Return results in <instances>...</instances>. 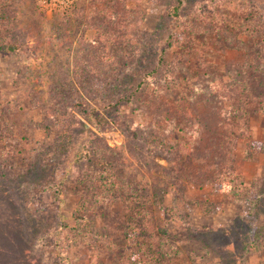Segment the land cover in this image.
Returning <instances> with one entry per match:
<instances>
[{
    "label": "rangeland",
    "instance_id": "374dc122",
    "mask_svg": "<svg viewBox=\"0 0 264 264\" xmlns=\"http://www.w3.org/2000/svg\"><path fill=\"white\" fill-rule=\"evenodd\" d=\"M117 1L76 19L90 2L47 12L37 0H0V264L138 263L131 199L103 198L75 177L82 167L71 160L91 135L111 159L124 154V171L145 189L136 202L146 199L158 234L151 264H264V0H184L180 19L170 12L177 0H126L130 20ZM106 31L115 34L107 49L92 43ZM10 42L17 48L2 46ZM141 81L148 90L122 103L123 115L103 108L114 85L129 91ZM59 87L74 105L36 132ZM83 100L102 108L105 127ZM240 107L247 135L228 120ZM218 162L243 177L241 198L209 182ZM38 179L46 186L30 183ZM172 244L175 255H160Z\"/></svg>",
    "mask_w": 264,
    "mask_h": 264
},
{
    "label": "trees",
    "instance_id": "16d2710c",
    "mask_svg": "<svg viewBox=\"0 0 264 264\" xmlns=\"http://www.w3.org/2000/svg\"><path fill=\"white\" fill-rule=\"evenodd\" d=\"M184 0H177L176 3L172 6L171 9V15L174 16L176 19H180V9L183 5ZM87 2H90L92 7H89L87 5H82L80 8H76L73 15L74 18L79 19L80 15L85 14L86 12H89V9L92 8H99V4L103 3H111L113 0H87ZM117 2H121L122 0H118ZM125 12L122 14L123 18L126 20H130L132 18V12L130 11L129 7L127 6L126 0H123ZM4 3H0V7H2ZM115 10H110V13L112 14L111 16L114 18ZM91 12V10H90ZM66 19L64 21H67V19L70 18L72 15H66ZM102 17V15H101ZM111 17V18H112ZM73 19V17H72ZM124 19V21H125ZM104 21H107L104 19ZM90 22V20L88 21ZM86 24V23H85ZM90 24V23H87ZM93 26V24H91ZM102 29L104 28V25L101 27ZM102 29H99L100 32ZM2 31L7 30V23H3L2 26ZM111 30V29H108ZM98 33V37H96L95 40H92L93 44L101 43V41H107L104 44H101V48L107 49L109 42L111 43L112 40L114 39V35H107L106 33L100 34ZM130 37V42H132L133 37L129 35ZM124 37V36H122ZM2 38V37H1ZM5 38H2L1 40H4ZM14 43H6L2 44V46H6L5 48H9L10 50H14L17 48L16 45H13ZM92 49V48H89ZM162 61V60H160ZM93 70H98L94 69L93 67L89 69V71L92 73ZM122 72V70L120 71ZM119 72V73H120ZM119 73H116L115 78L119 76ZM111 75H113L111 73ZM120 85V87H119ZM119 85H114L111 90H107L104 96L102 97L107 104L103 107L105 110L112 111V109L116 108L118 111L116 114L118 116L123 115L122 111L124 110V106H122V103L125 104H132L133 98L136 96L142 97L145 92L148 90V87L145 86L143 81H141L135 88L134 86L132 87L133 89L131 90H126L123 91L124 83L121 82ZM122 86V87H121ZM164 88V87H163ZM163 88H160L163 90ZM118 90V91H117ZM66 92L67 88L66 87H59L55 88V94L52 96V105L50 107V110L47 112L50 113L48 115L47 113L42 112L41 114V119H38L34 121V127L35 131H42L43 129L46 130L48 127V122H53L52 118L49 116L55 115V116H65V109L68 107V104L71 105L73 101L69 102V98L66 97ZM72 93V91H71ZM95 98V97H94ZM93 98V99H94ZM107 98V99H106ZM85 101V100H83ZM103 101V102H104ZM147 101V100H146ZM142 102V103H146ZM69 102V103H68ZM175 104H178L177 100L174 101ZM68 103V104H67ZM86 105L90 108L89 111L86 112L87 117L92 120L94 124L99 125L100 127H105V123L103 120L105 118H101V115H99V111H102V108L94 107L90 103L86 102ZM151 104L149 101L147 102L146 105ZM173 104V103H172ZM179 104L176 106L178 108L177 112L182 111V107ZM240 110L244 111V113H240ZM264 110V107H263ZM237 112H229L228 114V120H232V123L230 126H232V131L233 133H236L237 135L244 134L247 135L249 132V122H248V113L245 111L243 108L236 109ZM58 114V115H57ZM72 114V113H71ZM63 118V117H62ZM57 122H60L59 118H54ZM198 123H201V118L198 116ZM43 123V124H42ZM46 127V128H45ZM46 134L43 136L44 139L42 140L43 143L45 144V140L47 138L46 135L50 132V130L45 131ZM15 136V135H14ZM13 136V137H14ZM92 140L86 141L84 145L81 146V148L73 155V159L71 160L72 166L77 167L78 169L82 167V169H79L80 171L77 172V175L75 177L77 178L78 182H83L85 185H89L88 191L94 192L97 191L98 196H103L105 198L106 196H113L115 199L120 198V197H125L128 196V199L130 200V206L133 208L132 212V217H130L129 222H128V234L133 236V238L136 239L137 242H139V248H138V262L137 264H151L153 259V256L156 253V250H154L151 246L153 241H156V238L158 237V234L153 232V230H150L151 228L150 225V220H149V214L152 213V210H149L147 207L146 199L145 202H136V200H139V195L143 194L145 195V189L143 187L137 186L139 184L138 181L135 182L134 184V177L132 175H129L128 172L124 171L126 168V156L124 154H120L118 158H112L111 156L113 155V150L108 146H106L104 143H100V137L99 136H93L91 135ZM226 141L230 140L229 137L225 138ZM39 140H36V143ZM226 141H224L226 144H228ZM166 142V141H162ZM224 143V144H225ZM225 144V145H226ZM249 148H254L253 146H250ZM227 154H230L228 157V161H233L234 159V154L232 148L230 149L229 147H226ZM154 158L153 156H151ZM229 163V162H228ZM227 163V170H225L222 167V163L218 162L216 164L212 163L211 167L213 166L216 168L215 172L213 174L214 179L212 182L215 184V186L218 188L219 192H224L228 197H231L232 199H239L242 197V191H243V177L240 176L239 174L235 173L234 169H230V166H228ZM114 164V165H113ZM117 164V168L116 165ZM214 164V165H213ZM222 169L224 171L222 172ZM35 171L38 172V175H40L42 172H46L47 170H42V172L39 173V167L35 165L34 168ZM168 176L173 177L174 175V182L178 183V179L181 177L176 174L173 171L167 172ZM166 173V175H167ZM175 173V174H174ZM158 176V175H156ZM41 179L30 181V183H34L38 186L39 188L45 187V183H40L38 184ZM83 188H85L83 186ZM100 192V193H99ZM143 197V196H142ZM126 198V197H125ZM92 203L95 204L94 206L99 205L101 203L99 200H92ZM130 229V230H129ZM151 243V244H150ZM169 244V243H168ZM170 251L167 252H162L160 255H163L165 257H168L170 255H175L178 250L176 245H171L169 247ZM169 258V257H168ZM168 262L171 263V259H168ZM160 264V263H159Z\"/></svg>",
    "mask_w": 264,
    "mask_h": 264
},
{
    "label": "built area",
    "instance_id": "2783aa9c",
    "mask_svg": "<svg viewBox=\"0 0 264 264\" xmlns=\"http://www.w3.org/2000/svg\"><path fill=\"white\" fill-rule=\"evenodd\" d=\"M39 6L47 12L68 11L77 0H37Z\"/></svg>",
    "mask_w": 264,
    "mask_h": 264
}]
</instances>
